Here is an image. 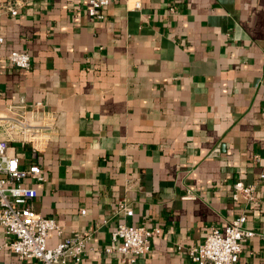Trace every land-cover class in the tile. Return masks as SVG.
I'll list each match as a JSON object with an SVG mask.
<instances>
[{
    "label": "crops",
    "instance_id": "crops-1",
    "mask_svg": "<svg viewBox=\"0 0 264 264\" xmlns=\"http://www.w3.org/2000/svg\"><path fill=\"white\" fill-rule=\"evenodd\" d=\"M87 4L0 0V110L42 100L54 115L38 150L16 146L44 176L26 180L32 208L90 233L71 264H130L105 249L120 221L160 228L139 264H195L188 248L244 211L237 264H264V0H110L103 18ZM12 49L28 70L1 59ZM237 179L257 204L233 199ZM0 264L39 263L3 248Z\"/></svg>",
    "mask_w": 264,
    "mask_h": 264
},
{
    "label": "built area",
    "instance_id": "built-area-1",
    "mask_svg": "<svg viewBox=\"0 0 264 264\" xmlns=\"http://www.w3.org/2000/svg\"><path fill=\"white\" fill-rule=\"evenodd\" d=\"M131 7L138 8L141 0H126ZM110 0H87V12L98 18L104 17V7ZM15 14L17 9L10 7ZM3 35L0 34V52ZM1 59L12 65L28 70L31 66L30 53L26 49H12ZM54 115L42 100L27 103L21 99L18 103H9L0 110V228L4 240L0 249L6 248L20 258H33L39 264L80 263L86 253L90 233L64 234L62 226L51 216L34 210L31 201L37 190L26 180L44 179L37 160L25 162L16 152L17 145L29 143L33 151L38 150L49 138ZM264 176V172L260 173ZM192 195L191 193H188ZM233 199H244L245 205L259 202L256 184L237 179L233 183ZM126 213L132 209L120 203ZM84 213L85 209H81ZM246 213L243 211L233 217L222 228L211 226L202 242L188 248V255L195 264H237L242 248V239L255 231L244 226ZM51 230L61 236L52 247L47 245ZM160 232L159 227H146L118 222L111 233L115 244L105 247L107 251H116L130 264H139V259L151 248L150 238Z\"/></svg>",
    "mask_w": 264,
    "mask_h": 264
}]
</instances>
